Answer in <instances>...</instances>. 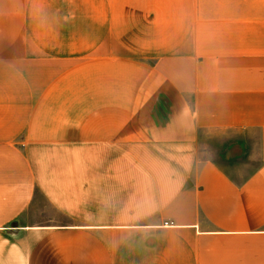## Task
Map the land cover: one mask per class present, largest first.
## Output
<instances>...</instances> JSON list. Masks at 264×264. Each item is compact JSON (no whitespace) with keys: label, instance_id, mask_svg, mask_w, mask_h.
<instances>
[{"label":"crops","instance_id":"1","mask_svg":"<svg viewBox=\"0 0 264 264\" xmlns=\"http://www.w3.org/2000/svg\"><path fill=\"white\" fill-rule=\"evenodd\" d=\"M0 264H264V0H0Z\"/></svg>","mask_w":264,"mask_h":264},{"label":"rangeland","instance_id":"2","mask_svg":"<svg viewBox=\"0 0 264 264\" xmlns=\"http://www.w3.org/2000/svg\"><path fill=\"white\" fill-rule=\"evenodd\" d=\"M204 137V138H203ZM214 139H210L208 135L202 136L201 144H202V157H208L212 159H218L220 160L221 158L219 157L221 153V146L216 145V143L213 141ZM256 155V154H255ZM254 162H258L257 156H254L252 158Z\"/></svg>","mask_w":264,"mask_h":264}]
</instances>
